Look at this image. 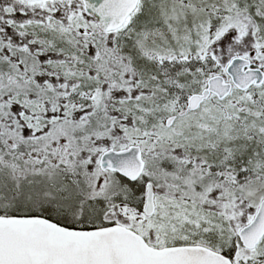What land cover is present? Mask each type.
Masks as SVG:
<instances>
[{"label": "snow or ice", "instance_id": "obj_1", "mask_svg": "<svg viewBox=\"0 0 264 264\" xmlns=\"http://www.w3.org/2000/svg\"><path fill=\"white\" fill-rule=\"evenodd\" d=\"M0 264H264V0H0Z\"/></svg>", "mask_w": 264, "mask_h": 264}]
</instances>
